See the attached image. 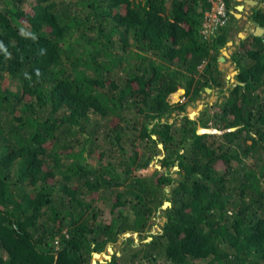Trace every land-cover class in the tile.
Instances as JSON below:
<instances>
[{
    "label": "trees",
    "instance_id": "1",
    "mask_svg": "<svg viewBox=\"0 0 264 264\" xmlns=\"http://www.w3.org/2000/svg\"><path fill=\"white\" fill-rule=\"evenodd\" d=\"M24 1L0 0V264H264V33L235 42L238 1L207 35V0Z\"/></svg>",
    "mask_w": 264,
    "mask_h": 264
},
{
    "label": "rangeland",
    "instance_id": "2",
    "mask_svg": "<svg viewBox=\"0 0 264 264\" xmlns=\"http://www.w3.org/2000/svg\"><path fill=\"white\" fill-rule=\"evenodd\" d=\"M33 0H26L24 1L25 3V7H27ZM238 3L234 4V8L232 11L233 14L237 13V14H240V16H235L238 20V23H237V26L239 27V29L237 30V35L234 37V40L236 43L239 42V36H238V33H242L243 34V37L241 39H244L247 37V35L250 33V32H254L256 30V27L258 26L251 18H250V15H251V12H252V8H254L255 6L259 5V7L263 6V2H260L261 0H254L257 2V4L255 5H250L244 1H240V0H237ZM241 5L242 6V9L241 10H238L237 9V6ZM227 46L224 47L222 50H221V54L219 56L220 57H225V59L223 61L220 60V64H219V68L224 71V74H225V80L228 82L226 84V86H230L236 82L235 81V75L237 73V69L235 68V64L233 62H231V60H229V56L231 54V52L235 49L234 46L231 44H226ZM223 51H225L227 53V56H225L223 54ZM203 66L200 67V69H202ZM226 86H224V90L222 92V95H221V92L218 91L217 88H214V89H211L210 92H202L200 94V97L197 98L196 100L194 101H191L189 102L186 106H185V110L184 112H182L180 115H183L184 113H186L188 116L192 113L193 114V117H189L190 119H194L195 117H197L200 113L201 110H203V108H205L206 106L208 107V109H210V113H214V110L216 107H214L213 105L215 104V106L219 103H221L222 99H223V95H227L228 94V90L226 89ZM13 89H15V87L13 86L12 87ZM169 121H172V119H169ZM179 124V122L177 123ZM158 149H162L161 152L157 153V154H154L153 156V161L151 162L152 165H154L155 167H160V160L159 159H162L165 155V152L163 150V146L161 144L158 145ZM86 156V155H85ZM158 159V160H157ZM86 160L88 162H95V156H92V157H89L86 156ZM244 162L246 164H249L251 162V158L250 157H247L244 159ZM177 167H172L171 169L172 170H175ZM165 169V168H164ZM173 176L175 178H177L179 175L178 174H173ZM166 190L168 191L169 188L167 187ZM165 203V202H164ZM170 205V203H169ZM169 205L167 206H164V204L162 205V208H166L168 207ZM166 222V217H165V214L161 211V210H158L156 211L150 218V226L148 227V230L146 231V233H144L145 235H137L136 233H128V234H125L124 236L125 237H132L136 243H138L139 241H147L148 239L151 238V236L157 234V233H160L162 232V229L164 227V224ZM121 239L113 246V248H111V251H109L107 249V251L102 254V255H97L95 257V259H98V260H103V259H107L113 252L117 251L118 254H120V242H121Z\"/></svg>",
    "mask_w": 264,
    "mask_h": 264
},
{
    "label": "built area",
    "instance_id": "3",
    "mask_svg": "<svg viewBox=\"0 0 264 264\" xmlns=\"http://www.w3.org/2000/svg\"><path fill=\"white\" fill-rule=\"evenodd\" d=\"M210 2L211 6L204 16L203 33L210 34L218 26L225 23L227 19L226 6L224 0H207Z\"/></svg>",
    "mask_w": 264,
    "mask_h": 264
},
{
    "label": "water",
    "instance_id": "4",
    "mask_svg": "<svg viewBox=\"0 0 264 264\" xmlns=\"http://www.w3.org/2000/svg\"><path fill=\"white\" fill-rule=\"evenodd\" d=\"M240 1H241V0H240ZM242 1L248 3V4L252 5V6L255 5V4H257V2L254 1V0H242ZM251 1L254 2V4H252ZM239 7H242V6H241V5L237 6V9H238V10H241L242 8H239ZM234 15H235L236 17H237V16H240V14H237V13H235ZM257 29H262V32H261V33H257ZM263 33H264V28H263V27H260V26H257V27H256V30L253 32V34L256 35V36H261ZM238 36H239L240 38L243 37V36H241V33H238ZM227 44H230V45H231V44H232V41H228ZM223 54H224L225 56H227V53H226L225 51H223ZM224 59H225V57H223V56L219 58V60H221V61H223ZM210 90H211L210 88H205V91H206V92H210ZM177 95H179V94H177ZM189 117L191 118V115H189ZM167 205H169V202H165V203H164V206H167ZM108 250L111 251V248L108 247Z\"/></svg>",
    "mask_w": 264,
    "mask_h": 264
},
{
    "label": "bare ground",
    "instance_id": "5",
    "mask_svg": "<svg viewBox=\"0 0 264 264\" xmlns=\"http://www.w3.org/2000/svg\"><path fill=\"white\" fill-rule=\"evenodd\" d=\"M252 4H254V2L251 1ZM262 32V29H257V33H261ZM191 117H192V113L190 114Z\"/></svg>",
    "mask_w": 264,
    "mask_h": 264
},
{
    "label": "clouds",
    "instance_id": "6",
    "mask_svg": "<svg viewBox=\"0 0 264 264\" xmlns=\"http://www.w3.org/2000/svg\"><path fill=\"white\" fill-rule=\"evenodd\" d=\"M258 1V0H257Z\"/></svg>",
    "mask_w": 264,
    "mask_h": 264
}]
</instances>
